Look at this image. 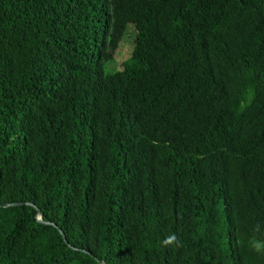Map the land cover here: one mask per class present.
I'll return each instance as SVG.
<instances>
[{"label":"trees","instance_id":"1","mask_svg":"<svg viewBox=\"0 0 264 264\" xmlns=\"http://www.w3.org/2000/svg\"><path fill=\"white\" fill-rule=\"evenodd\" d=\"M12 203L0 264H264V0H0Z\"/></svg>","mask_w":264,"mask_h":264},{"label":"rangeland","instance_id":"2","mask_svg":"<svg viewBox=\"0 0 264 264\" xmlns=\"http://www.w3.org/2000/svg\"><path fill=\"white\" fill-rule=\"evenodd\" d=\"M134 39V29L131 25L127 26L126 33L122 37L118 49L114 55V61L109 65L110 69H121V64L126 60L132 51Z\"/></svg>","mask_w":264,"mask_h":264},{"label":"water","instance_id":"3","mask_svg":"<svg viewBox=\"0 0 264 264\" xmlns=\"http://www.w3.org/2000/svg\"><path fill=\"white\" fill-rule=\"evenodd\" d=\"M19 204H23V203L2 204V205H0V207L16 206V205H19ZM37 213H38L37 219H38V221H40V212L38 210H37ZM60 234H61L63 240L66 242L64 234H63L62 231H60Z\"/></svg>","mask_w":264,"mask_h":264},{"label":"clouds","instance_id":"4","mask_svg":"<svg viewBox=\"0 0 264 264\" xmlns=\"http://www.w3.org/2000/svg\"><path fill=\"white\" fill-rule=\"evenodd\" d=\"M165 242L166 243H170L171 242V238H169V240H167ZM253 248H254V251H256L258 253L262 251L261 245H259V244H254Z\"/></svg>","mask_w":264,"mask_h":264}]
</instances>
